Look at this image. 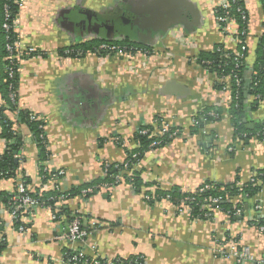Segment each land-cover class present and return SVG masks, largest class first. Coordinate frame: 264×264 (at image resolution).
Returning a JSON list of instances; mask_svg holds the SVG:
<instances>
[{
	"label": "crops",
	"instance_id": "0c3cea01",
	"mask_svg": "<svg viewBox=\"0 0 264 264\" xmlns=\"http://www.w3.org/2000/svg\"><path fill=\"white\" fill-rule=\"evenodd\" d=\"M185 1L190 11L182 0H21L14 32L21 50L40 54L17 60L16 108L43 122L45 165L64 172L43 183L35 138L27 126H18L23 141L18 171L28 179L31 196L95 184L105 175L104 165L125 162V150L136 147L141 126L167 125L178 136L141 158L139 192L121 181L58 201L54 210L31 208L22 214V233L4 203L16 180L0 178V239L5 240L0 264H68L65 253L78 251L90 260L141 264H264V234L253 225L258 218L264 222L263 190L250 200L242 195L229 200L233 208L246 202L241 216L214 210L207 220L178 212L182 204L166 198L145 200L157 190L183 195L207 183L241 187L264 170V141L235 135L228 116L231 90L218 89L221 79L196 62L198 54L217 46L236 52L237 25L222 29L214 17L213 9L225 0ZM243 1L248 14L244 75L250 77L264 13L259 0ZM126 28L145 39L139 46L149 53L101 55L76 48L95 40L127 41L132 32H121ZM3 62L0 48V107L6 106ZM244 98L242 123L251 132L264 124V98L253 110V98ZM207 108L220 111L219 120L196 130L194 118ZM5 145L0 128V154ZM72 216L89 228L79 243L58 240ZM233 249H246L250 259L239 261Z\"/></svg>",
	"mask_w": 264,
	"mask_h": 264
},
{
	"label": "trees",
	"instance_id": "16d2710c",
	"mask_svg": "<svg viewBox=\"0 0 264 264\" xmlns=\"http://www.w3.org/2000/svg\"><path fill=\"white\" fill-rule=\"evenodd\" d=\"M262 6V10L264 13V0H259ZM226 3L229 5L227 10H223L221 6H216L213 9L214 17L221 18L225 17L227 14L229 18L237 25V35L240 44H245V40L247 38V24L248 20H241V13L248 18L247 11L245 9L243 0H226ZM7 5L10 11V21L12 23L18 14V6L15 3V0H0V48L2 51V56L4 58V62L2 63V67L4 69L3 80L4 83L1 88V98L5 102V107H0V128H1V137L5 140V150L2 154H0V178H11L16 180L19 176L20 179L23 180L24 184H27V178L22 175V172L19 173L20 163L22 162V158H15V155H21V151L23 148L22 138L19 136V132L17 133L16 128L18 126L25 125L28 127V130L33 134L35 138V142L38 145L39 155L38 159L40 162V175H44L45 178L42 180L43 183L47 182L46 174L43 173V164L47 162L49 153L47 151L46 141L42 140L41 136L44 135L43 131V122L38 120L37 117L34 120H30L29 113H23L17 111L16 101H17V87H18V66L17 60L11 61L8 59L7 52L5 50V45L8 40H6V34L2 29V24L4 23V6ZM220 27L223 29L226 27L224 23H218ZM14 30V28H13ZM244 33L243 35H241ZM13 37V38H12ZM17 39V34L15 32H10V39ZM101 44H114L119 46L120 48H124L125 52L129 54H135L137 51H145L146 47H141L139 45H134L127 41H117V42H109L103 40H95L88 42L86 44L80 45L76 47L79 51L82 52H92L95 54H101V51H98V46ZM240 44L238 45V49L236 52H239V55L236 56L235 53L225 52L222 47L217 46L213 49L212 52L209 53H201L197 56V64L203 68L208 70L210 73L215 74L218 78L222 79L225 76L235 74L241 80L240 86L237 87L233 82L230 83L231 90V105L228 109V116L231 121V125L234 129L235 135L243 138L244 140H248L249 138L256 137L258 140H263L262 132L264 131V124L260 125L249 132L245 129L242 119L245 116V106L246 103L244 101L245 95L253 98V102L251 103V110H253L257 104V102L264 98V34L258 40V44L255 50L254 56V64L251 71L250 77H245V61L247 58V52H240ZM72 49H69L71 51ZM73 53L76 52L74 49ZM62 54L64 51L61 52ZM40 53H33L29 57L23 58H33L38 56ZM65 54V53H64ZM40 56V55H39ZM43 56V55H42ZM12 66L13 76L8 75L7 68ZM249 80L247 87L245 86L246 81ZM223 85H218V89H222ZM12 96V98L10 97ZM212 109H205L202 113L194 118V128L202 129L205 124L211 123L219 120L220 111L211 112ZM13 115V120H11L8 115ZM213 114V116L211 115ZM158 124L159 121L156 120ZM161 126H156L155 128L151 126H141L137 131L134 137V142L136 147L132 150L126 149V160L122 164L116 165H104L103 170L105 172L104 177H102L95 184L87 185L83 188L72 189L65 193H59L57 191H51L42 194L41 197L33 196L35 199H38L42 205L41 207H50L53 210L55 209V204L58 202L59 197L63 196L64 199L73 198L81 194V191L92 188L94 190L98 189L100 186L107 187H115L120 184V182H125L129 184L136 192L140 191L142 186L140 173L136 170L137 165L139 164L141 158L150 150L157 149L168 145L173 139H175L178 134L172 135L175 133L174 131L177 129L169 128V130L163 133L162 136H156L149 138L150 134L155 130L159 129ZM141 131H147V134H139ZM156 142V146H152V143ZM135 157L133 158V156ZM127 164L125 168L124 165ZM52 173H54L52 171ZM20 174L22 176H20ZM122 178L121 180L117 178ZM253 179V181H251ZM247 183L242 184L241 187H236V185L231 184L225 186L223 189H219L212 183H207L205 185H209L210 189L197 193V190L194 193L189 194H171L167 192H162L157 190V192L153 195L151 193L145 194L149 197L148 202H152L157 199H162L169 197V200L172 203L183 202V199L186 197L194 198V202L192 204H187L190 209V217L195 220H207L212 217V213L215 209L218 211H222L228 216L233 217L232 213L234 212V208L231 206L229 200L237 195H242L246 200L252 199L256 194L264 191V170H259L255 172L253 178H251ZM56 185V184H55ZM11 194L5 197L4 203L8 207L9 200ZM219 197L221 201L213 206L209 204L207 200L209 198ZM237 205V208L245 207V202ZM257 220V221H256ZM256 225L262 226L264 222L261 219H255ZM253 223V224H254ZM17 226V225H15ZM0 228H3L0 225ZM1 231V229H0ZM5 247L4 237L0 239V252ZM71 253V252H68ZM76 253V252H75ZM72 252V254H75ZM88 259V258H86ZM88 261H92L88 259ZM96 261L99 264H104L106 260L97 259ZM115 264H141L139 260L129 259L127 261L123 260H112Z\"/></svg>",
	"mask_w": 264,
	"mask_h": 264
},
{
	"label": "built area",
	"instance_id": "2783aa9c",
	"mask_svg": "<svg viewBox=\"0 0 264 264\" xmlns=\"http://www.w3.org/2000/svg\"><path fill=\"white\" fill-rule=\"evenodd\" d=\"M15 3L17 4V6H20L21 0H15ZM218 6H221V8L223 10H227V8L229 7V5L226 3V0L223 1L222 3H220ZM228 15L226 14L225 17H221V18H217V22L218 23H224L226 25H231L234 22L232 21L231 18L227 17ZM241 20L245 21L248 20V18H246V16L244 14L241 13ZM10 21V11L8 9V6L5 5L4 6V23L2 24V29L4 30L5 34H6V40L7 43L5 45V50L7 52L8 55V59H11V61H14L15 59L18 60L22 57H29L31 54L35 53V50L32 48H27L25 50H21L20 49V45L18 40L16 39H10V32L12 29V32H14L13 28L15 27V20L12 23H9ZM180 34V33H179ZM237 34V33H236ZM244 33H242L241 35H243ZM13 38V37H12ZM237 43L240 44L239 40H237ZM98 51L101 52H105L107 54L110 55H114V54H120V55H131L128 52H125L124 48H120L119 46H116L114 44H101L98 46ZM246 51L247 52V46L246 43L245 44H240V52ZM142 52V51H139ZM138 53V51L136 52ZM142 53H149L148 50L143 51ZM235 53L236 56L239 55V52H233ZM8 71V75L13 76V70H12V66L10 68H7ZM221 82H223V91H228L230 89V83L233 82L235 86L239 87L241 80L238 78L237 75L235 74H231L228 76H225L224 78L221 79ZM12 98V96H10ZM213 116V114H211ZM34 116L30 117V120H34ZM169 126L164 125L161 126L159 129H155L149 136V138L151 137H156V136H162L163 133L167 132L169 130ZM147 131H141L139 132V134H147ZM172 135H175V133H173ZM262 136L264 137V131L262 132ZM41 139L44 140L45 136H41ZM264 141V139L262 140ZM157 143L153 142L152 146H156ZM15 158H21V155H15ZM135 157V155L133 156V158ZM124 167H127V164L124 165ZM54 173H52L51 170H49L45 163L43 164V173L46 174L47 177V182H55L58 179H60V177H62L64 175L63 171H53ZM41 180H43L45 178L44 175H40ZM253 178V177H252ZM119 180H121L122 178H117ZM251 181H253V179H251ZM210 189L209 185H202L201 187H199L197 189V193H202L206 190ZM93 192L92 188H88L85 189L83 191H81V195L84 197L88 194H91ZM166 199H169V197H166ZM64 200V197L61 196L59 197L58 201ZM145 200H149L148 196H145ZM194 198H189L186 197L185 199H183V202L181 203L182 206H180L178 208V212L180 213H186L189 214L190 213V209L188 208L187 204H192L194 202ZM221 201V198L219 197H214V198H209L207 200V202L209 204H212L213 206H215L216 204H218ZM42 203L38 200L35 199L33 196H31L29 194V192L27 191L26 185L24 184L23 180L20 179L19 177H17L16 179V187L13 191V193H11V197L9 200V204H8V211L10 214V219L11 222L14 225H17V229L20 233L25 231L24 226L21 224L22 221V214L29 211V209L34 208V207H41ZM259 207L256 205L255 206V210H258ZM218 211V209H215ZM242 208H237V206L234 207V212L232 213L233 217H238L242 215ZM53 219H56V217H53ZM257 221V220H256ZM255 220H253V223L255 222ZM253 224L255 227H257V229L264 234V225L262 226H258L256 224ZM98 228V226H97ZM89 228L87 226L83 227L82 226V222L80 220V218L78 216H72L70 217V220L66 226V228L64 229V231L62 232V234L60 235V237L58 238V240H62V241H67L69 243H79L82 242L84 240V238L88 235L89 233ZM232 254L234 255V257H237V259L239 261L241 260H249V254L248 251L246 249H242L241 252H239L238 250H234L232 251ZM65 260L68 262V264H99L98 261L96 260H92V261H88V259H86L85 255L81 252L78 251L75 254L71 253H65ZM106 260V259H104ZM140 261V260H139ZM138 262V261H136ZM141 262V261H140ZM104 264H115L112 260H106Z\"/></svg>",
	"mask_w": 264,
	"mask_h": 264
},
{
	"label": "flooded vegetation",
	"instance_id": "af4514ba",
	"mask_svg": "<svg viewBox=\"0 0 264 264\" xmlns=\"http://www.w3.org/2000/svg\"><path fill=\"white\" fill-rule=\"evenodd\" d=\"M130 30H129V28L127 29H122V31L121 32H129ZM132 32V33H131ZM129 33H131L132 35L131 36H129L130 37V39L128 40V38H127V42H129V43H132V44H134V45H145L144 44V42H145V39H138L137 37L139 36V33L136 31V32H134V30L132 29ZM137 38V39H136ZM140 38V37H139Z\"/></svg>",
	"mask_w": 264,
	"mask_h": 264
},
{
	"label": "water",
	"instance_id": "95a60500",
	"mask_svg": "<svg viewBox=\"0 0 264 264\" xmlns=\"http://www.w3.org/2000/svg\"><path fill=\"white\" fill-rule=\"evenodd\" d=\"M182 6H184V9H187V11H190L191 10V8L190 7H192L191 6V3L190 2H187V1H185V0H182ZM182 11H184V10H182ZM191 13V12H190ZM181 20H183V21H185V19H181ZM183 21H181V25L183 26V27H185V22H183ZM150 26H152L151 24H149ZM90 27V26H89ZM82 28H86L84 25L82 26ZM169 27H165L163 30L164 31H162V32H165L167 29H168ZM158 30V29H157ZM152 31V30H151ZM151 31L149 30L147 33H146V36H149V37H151ZM156 31V29L154 30V32ZM152 43V42H151ZM249 83V80H247L246 81V84H245V86L247 87V84Z\"/></svg>",
	"mask_w": 264,
	"mask_h": 264
},
{
	"label": "bare ground",
	"instance_id": "6f19581e",
	"mask_svg": "<svg viewBox=\"0 0 264 264\" xmlns=\"http://www.w3.org/2000/svg\"><path fill=\"white\" fill-rule=\"evenodd\" d=\"M208 72V71H207Z\"/></svg>",
	"mask_w": 264,
	"mask_h": 264
}]
</instances>
